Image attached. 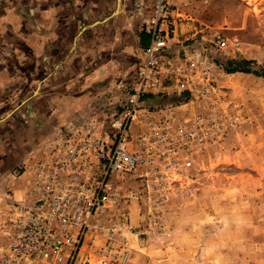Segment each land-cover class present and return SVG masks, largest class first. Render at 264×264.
Masks as SVG:
<instances>
[{"label":"built area","instance_id":"obj_1","mask_svg":"<svg viewBox=\"0 0 264 264\" xmlns=\"http://www.w3.org/2000/svg\"><path fill=\"white\" fill-rule=\"evenodd\" d=\"M181 3L152 0L147 11V0H135L149 42L124 100L79 115L29 165L28 189L23 198H12L0 224L7 234L0 264H123L112 261L110 241L100 251L112 257L93 262L96 236L87 235L95 216L117 202V184L149 177L155 163L179 171L220 144L224 111L216 94L218 67L205 53H190V45L174 40ZM207 28L193 33L200 34V43L222 51L230 43L232 53L239 51V42ZM184 94L203 111L143 104L146 97Z\"/></svg>","mask_w":264,"mask_h":264},{"label":"rangeland","instance_id":"obj_2","mask_svg":"<svg viewBox=\"0 0 264 264\" xmlns=\"http://www.w3.org/2000/svg\"><path fill=\"white\" fill-rule=\"evenodd\" d=\"M147 6L150 11L152 0ZM180 10L174 40L190 45V53L249 60L240 66L264 71V0H184ZM204 26L239 42V51L232 53L230 43L224 51L200 43V34L193 33ZM214 63L224 111L220 144L179 171L155 163L149 177L116 183L117 202L95 216L87 234L96 236L93 262L113 255V262L123 264H264V77L228 73L223 62ZM171 103L179 110L203 111L186 94ZM14 174L24 175L19 169ZM21 181L29 184L30 175ZM109 241L112 255L101 256ZM6 248L1 229L0 253Z\"/></svg>","mask_w":264,"mask_h":264},{"label":"crops","instance_id":"obj_3","mask_svg":"<svg viewBox=\"0 0 264 264\" xmlns=\"http://www.w3.org/2000/svg\"><path fill=\"white\" fill-rule=\"evenodd\" d=\"M134 2L0 0V224L51 141L124 100L149 42Z\"/></svg>","mask_w":264,"mask_h":264},{"label":"trees","instance_id":"obj_4","mask_svg":"<svg viewBox=\"0 0 264 264\" xmlns=\"http://www.w3.org/2000/svg\"><path fill=\"white\" fill-rule=\"evenodd\" d=\"M214 60L216 62H223L225 64V66L227 67L226 70L228 73H234V72H243V73H254L258 76H262L264 77V71L263 72H258V71H255V70H251L249 68H245V67H241L240 64L242 65H246L248 66L251 61L249 60H241V61H237V60H232V59H223V58H220V56H214Z\"/></svg>","mask_w":264,"mask_h":264},{"label":"water","instance_id":"obj_5","mask_svg":"<svg viewBox=\"0 0 264 264\" xmlns=\"http://www.w3.org/2000/svg\"><path fill=\"white\" fill-rule=\"evenodd\" d=\"M179 98H180V96H178V95H171L165 99H149L146 102V105L147 106H160V105H164V104L174 102V101L178 100Z\"/></svg>","mask_w":264,"mask_h":264},{"label":"bare ground","instance_id":"obj_6","mask_svg":"<svg viewBox=\"0 0 264 264\" xmlns=\"http://www.w3.org/2000/svg\"><path fill=\"white\" fill-rule=\"evenodd\" d=\"M256 10H258V9H256Z\"/></svg>","mask_w":264,"mask_h":264}]
</instances>
